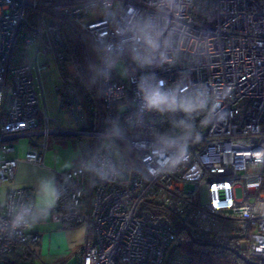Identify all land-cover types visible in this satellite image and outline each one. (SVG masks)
Segmentation results:
<instances>
[{"label": "built area", "instance_id": "1", "mask_svg": "<svg viewBox=\"0 0 264 264\" xmlns=\"http://www.w3.org/2000/svg\"><path fill=\"white\" fill-rule=\"evenodd\" d=\"M78 29L103 49L88 106L68 56ZM50 54L72 131L50 129L41 108L39 56ZM13 55L27 60L13 65ZM151 87L173 94L171 110L145 107L141 88ZM51 133L77 136L82 150L57 174L61 197L50 212L88 227L74 264H188L164 210L194 236L240 239L248 260H264V0H0V187L19 165L11 141L33 139L25 158L43 164L36 138L45 148ZM32 199L16 187L0 203V264L39 240L11 223V209Z\"/></svg>", "mask_w": 264, "mask_h": 264}, {"label": "trees", "instance_id": "2", "mask_svg": "<svg viewBox=\"0 0 264 264\" xmlns=\"http://www.w3.org/2000/svg\"><path fill=\"white\" fill-rule=\"evenodd\" d=\"M210 6L209 2L202 3ZM69 60L76 68L73 78L78 93L85 106L96 100V90L92 79L91 71L87 63L83 42L79 34L71 32L69 38ZM27 56L11 58L13 65L25 62ZM129 71H134V61L129 62ZM63 105L68 106V102L63 95ZM174 222L177 229V242L175 248L186 254L189 258L188 264H264L263 259L246 258L247 250L241 245L240 239L227 236H211L210 234H200L194 236L187 228L186 221L174 215L171 211H163ZM75 226V225H71ZM67 227V226H65ZM39 240L33 244H28L5 258L4 264H39L41 255L39 253Z\"/></svg>", "mask_w": 264, "mask_h": 264}, {"label": "rangeland", "instance_id": "3", "mask_svg": "<svg viewBox=\"0 0 264 264\" xmlns=\"http://www.w3.org/2000/svg\"><path fill=\"white\" fill-rule=\"evenodd\" d=\"M103 12L101 7H96L94 9L95 15H100ZM87 20H91L89 17ZM79 34L83 42V48L86 54L87 63L89 65L92 79L97 88H100V65L102 60L103 49L98 47L94 42L92 36L83 30H73ZM29 59L31 61L35 58V47L29 48ZM39 61L44 64L46 67L42 68L39 72V80L43 90L42 105L46 107L49 117L52 119H59L61 122H67L68 124H75L76 121L72 115V112L69 108L63 106V91L57 88V85L61 82V72L57 60L50 54L48 57L39 56ZM75 66V65H74ZM118 75L122 78H127L129 75L127 63L123 59H119V62L115 65ZM76 69V68H75ZM45 128V121L40 126V130ZM54 133H51L50 136H54ZM72 137V136H70ZM37 141L41 142L44 140L43 136H38ZM16 149L23 148L24 150L29 147V142H34L33 139L27 137H19L15 140ZM69 148L75 152L77 155L81 156L82 150L80 145L74 149L72 143H69ZM2 194V192H1ZM56 224H54V229H57ZM71 230L69 238H66L63 241V246L61 244H54L51 246V250L48 248V245L43 250V255L39 264H74L76 259V253L78 250L85 244L87 238V225H75L67 226L62 228V232ZM44 237V235H43ZM46 235L45 238L46 239Z\"/></svg>", "mask_w": 264, "mask_h": 264}, {"label": "crops", "instance_id": "4", "mask_svg": "<svg viewBox=\"0 0 264 264\" xmlns=\"http://www.w3.org/2000/svg\"><path fill=\"white\" fill-rule=\"evenodd\" d=\"M41 108L47 111L46 107L42 105V101ZM43 121H45L44 117L41 116V125L43 124ZM48 125L50 129H54L56 126H59L60 128L69 131L75 130L77 127L74 123L68 124L67 122L64 123L59 121V119L52 118ZM53 135L54 136L48 137L45 148L43 147L45 139L41 142L38 141L40 144L39 149L43 154V164H38L26 160L25 155L29 147L25 150L23 148L15 150L12 156L19 160L18 169L14 179L1 185L0 203L4 202V199L6 198L9 190L16 187L30 188L32 190V198H34L38 181L42 177H55L57 181V174L71 168L72 166L80 162L81 156L77 155L76 150L74 152L69 148V143L73 144L74 149H76L77 145L79 146L78 137L73 134L67 133ZM17 139L19 138H15L11 141L13 145H15L14 141ZM54 224L58 225L57 229H54ZM62 228H65V225L59 222H55L52 219L51 213H49L47 219H42L38 221L33 227L28 228V231L30 233L39 235V253L41 255V258L46 245H48V248L51 250V246L54 241V244H61V246H63V241L66 236L69 238L71 230L62 232ZM45 235L47 237L46 239H44Z\"/></svg>", "mask_w": 264, "mask_h": 264}, {"label": "clouds", "instance_id": "5", "mask_svg": "<svg viewBox=\"0 0 264 264\" xmlns=\"http://www.w3.org/2000/svg\"><path fill=\"white\" fill-rule=\"evenodd\" d=\"M141 91L144 93L143 99L147 109L161 112L171 110L169 105L174 99L172 93L162 91L158 87H151L150 89L141 88ZM164 142L171 143L169 141ZM184 151L186 152V148ZM101 178L107 179L108 176L104 174ZM60 197L61 192L55 177H42L38 181L34 198L11 209L13 214L12 227L31 228L38 221L47 219L51 210L56 207Z\"/></svg>", "mask_w": 264, "mask_h": 264}, {"label": "water", "instance_id": "6", "mask_svg": "<svg viewBox=\"0 0 264 264\" xmlns=\"http://www.w3.org/2000/svg\"><path fill=\"white\" fill-rule=\"evenodd\" d=\"M66 134V133H65ZM67 134H70V133H67Z\"/></svg>", "mask_w": 264, "mask_h": 264}]
</instances>
